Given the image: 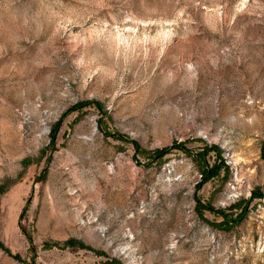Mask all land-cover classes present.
<instances>
[{
	"label": "rangeland",
	"instance_id": "1",
	"mask_svg": "<svg viewBox=\"0 0 264 264\" xmlns=\"http://www.w3.org/2000/svg\"><path fill=\"white\" fill-rule=\"evenodd\" d=\"M0 264H264V0H0Z\"/></svg>",
	"mask_w": 264,
	"mask_h": 264
}]
</instances>
